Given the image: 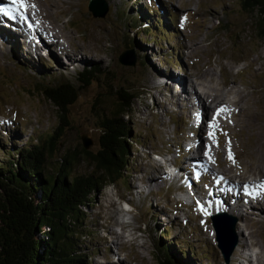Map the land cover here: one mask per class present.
<instances>
[{"label":"rangeland","instance_id":"obj_1","mask_svg":"<svg viewBox=\"0 0 264 264\" xmlns=\"http://www.w3.org/2000/svg\"><path fill=\"white\" fill-rule=\"evenodd\" d=\"M51 1L55 0H25L27 11L36 17V22L47 29L58 27L71 36V41L62 38V43L74 52L75 46L82 47L80 52L89 60L81 63L76 58L68 63L60 56L54 59L43 54L29 55L24 45L14 52V37L5 35V42L0 40V164L19 162V152L34 144L48 148L50 136L62 133L54 154L47 152L45 173L57 172L67 151L79 156L73 172H92L94 168L85 160L84 151L97 153L101 149L99 122L112 114L127 89L138 96L132 111L125 116L131 128L128 160L120 172L122 177L97 191L85 208L87 219L83 226L87 225V232L93 234L80 239L86 254L84 263L160 264V256L169 248L180 253L188 264H240L232 257L229 263L225 261L211 217L204 223L206 215L197 216L198 207L183 202L173 187L163 181L157 182L160 188L153 187L154 183L149 186L148 179L159 175L157 169L165 173L154 152H160L162 160L173 161L179 156L177 164L183 163L185 157L180 152L185 146L179 147L178 142L183 137L195 138L198 131V124L186 113L191 115L189 103L181 96L173 104L169 100L172 87L160 84V79L176 68L195 74L194 83L201 78L204 81L208 72L217 81L236 79L237 88L249 92L259 117L244 118L243 126L233 129L232 136L223 132L224 142L234 146L218 145L219 137H210L213 150L227 154V162L221 153L220 162H211L214 169L210 170L216 176L227 169L237 179L258 177L257 169L264 167V38L258 32L260 12L245 9L244 0H105V14L102 11L103 15L95 16L89 8L91 0H57L55 8L50 7ZM155 7L158 13L148 10ZM59 10L67 13L49 25ZM146 19L152 32L139 23ZM157 20L163 32L157 28ZM95 23H101L103 29H93ZM4 26L7 28L8 23ZM124 52L133 53L128 58L135 57V65L120 61ZM76 53L81 55L78 50ZM84 67L94 69L90 83L86 76L79 75ZM66 81L79 89V95L61 122L59 108L43 89ZM197 90L201 92L200 87ZM182 103L187 106L185 109L181 108ZM83 139L92 142L89 149L84 147ZM189 165L185 162L180 167L183 174ZM211 171L207 173L211 175ZM215 181L218 182L211 183ZM197 185L208 187L203 181ZM145 186L153 187L152 191L139 193ZM128 205L132 209L127 210ZM256 207L264 212V202ZM228 216L237 220L238 238L237 226L250 224L246 234L251 233L252 237L246 235L243 247L249 248L244 251L253 254V264H264V222L257 215L245 221L230 213L226 216L229 221ZM243 249L237 257L248 255L243 254Z\"/></svg>","mask_w":264,"mask_h":264},{"label":"trees","instance_id":"obj_2","mask_svg":"<svg viewBox=\"0 0 264 264\" xmlns=\"http://www.w3.org/2000/svg\"><path fill=\"white\" fill-rule=\"evenodd\" d=\"M244 7L260 12L258 32L264 38V0H244ZM148 10L159 12L156 7ZM147 20H140L143 28L148 26ZM156 22L163 32L159 21ZM146 29L152 32L151 27ZM94 73V69L85 67L79 71L88 83ZM43 90L59 108L61 122L65 121L79 89L66 81ZM137 97L126 89L112 114L101 118V149L97 153L84 151L85 160L94 168L92 172H73L79 156L67 151L59 170L49 175L45 173L47 152L54 154L62 133L50 136L48 148L34 144L20 151L19 162H1L0 264H85L86 254L80 239L93 234L87 232V225L83 226L87 219L85 208L97 191L122 177L120 172L129 155L127 138L131 135L125 116L132 111ZM159 259L160 264H188L180 253L169 248Z\"/></svg>","mask_w":264,"mask_h":264},{"label":"bare ground","instance_id":"obj_3","mask_svg":"<svg viewBox=\"0 0 264 264\" xmlns=\"http://www.w3.org/2000/svg\"><path fill=\"white\" fill-rule=\"evenodd\" d=\"M49 4L51 8H55L57 7L58 1H51ZM16 8L17 6L12 4V0H0V9H3V11H0V40L2 41V43L5 42V35L14 37L13 39H15L16 41V47L12 46L14 47V52L16 51V48L19 49L21 45H24L27 50L26 54L29 55L37 56L43 54L44 56H52L54 59H58L60 56L62 60L68 63L75 61L76 58H79L78 61L81 63H86L84 61L89 60V57H87L85 53L83 54L80 52L82 50V47L75 46L76 51L78 50L79 52L78 54H81L80 56L77 55L76 51L74 52V50H68L67 46L62 43L61 39L66 38L71 41V36L60 30L58 27L47 29V27L43 26L42 24L37 26L34 30L28 28L27 23L24 22L22 16L19 12H17ZM66 13L67 12L65 10H59V13L55 15L56 17L54 16V20L52 19V22L49 23V25L53 26L55 24V21H59L60 19H62ZM26 14L31 19L34 18V20H36V17L32 16V18L28 11ZM30 18L29 21L32 22ZM6 22L8 23L7 28L4 26ZM92 28L103 29V25L101 23H95L92 24ZM4 29L9 30L5 31ZM2 31H4V35L1 34ZM11 33H17L18 35L14 36ZM45 37L47 39H45ZM15 55H17V52ZM255 61L256 59H254L252 63H254ZM44 65L51 66V64L49 63H44ZM172 70V72L168 71L169 73H167V75L164 76L163 79H160V84L161 86L165 84L166 88L172 87V90L169 91L171 92L172 97H169V100H171L173 104L178 103L180 100L179 97L181 96L184 97V99L181 100L187 101L189 103L188 106L190 108L191 115H189L188 112L186 113L188 115V118H190L194 124H198V131H196L195 133V145L198 147V149H200L201 152L199 157L194 159L191 154L189 155L192 149L188 148L187 155H189V158L185 157L183 163L180 162L179 164L178 162L177 164L176 161V164H173L171 160V163L177 167L174 173L168 175V177L165 175V173L159 171L160 169H157L156 171L159 173V175L157 177L154 175L152 178H149L148 182L150 184L147 182L146 185L149 184L150 186L154 183L153 187L158 186V188H160L157 182L163 181L168 184V187H173L172 190L176 191L179 197L187 202L189 206H199L200 209L201 206H203V212H208L207 210H214L211 213H230L234 216L244 218L242 219L244 221L249 220V217L251 216L256 217L257 215V217H259V221L264 222V212L262 211L263 209H259V207H256V205L264 202V167L258 168V177L251 180L245 179L244 177H240L239 179H237L233 176V174H228L229 171L227 169H224L220 172V174H227V177H225V181H215L214 184L211 183V181L215 180L216 177V173H213V171H211L214 169H212L211 165L213 163L211 164V161L214 160V162L218 164V162H220L219 156L221 153H223V150L215 151L210 145L211 138L207 135V133L211 130L209 128V123L215 117L218 125L215 129V135L219 137L217 138L218 145H222L224 147H231V145L234 146V144H226L224 142L222 138L223 132L227 131L228 133H230L229 136H232L233 129L241 128L243 126L244 118H249L252 120L253 118L259 117L258 113H256L253 109L254 102L251 99L252 97H250L251 95L248 91L237 88L238 82L236 79L225 78L222 81H217L213 76L214 74L207 72L204 74V77L206 78L204 81L201 78V81H199L198 83H194L192 81V78L195 74H188L183 69H181L180 71H178L177 68ZM157 73L158 72H156V74ZM205 81H209L210 84H207ZM197 87H200L201 92L197 90ZM186 107L187 106L185 104H181V108L185 109ZM222 107L226 108L227 111L221 112L219 116H217V110L221 109ZM203 136H205V140ZM182 139H184V137ZM181 142H178V144L180 145ZM213 152L214 155H212ZM251 153L249 155H251ZM223 154L224 157H226L224 162H227V154L225 153V151ZM185 162L190 164V168L184 169L183 174L180 167L184 166ZM209 171L212 172L211 175L207 173ZM145 172L148 171L145 170ZM229 175L231 176L228 177ZM165 177H167L168 180ZM200 181L205 182L208 187L199 188L197 184ZM249 186H253V189H250ZM153 187L148 188V186H145V188L140 190L139 193H142L145 189H149V192H151V189H153ZM184 193H186L187 195H184ZM218 200L220 201V203H218ZM177 209L178 210L176 211L180 212V208ZM261 211L262 213H260ZM243 212L246 215L245 217H243ZM197 216L202 217L203 213L197 211ZM207 219L209 220V218L205 217L204 223L208 222ZM249 227V223L245 225L239 224L237 226L238 236L240 239L239 244L232 256V259L234 260L236 259L242 248H245L243 247V245H245L246 243V235H250V237H252L251 233L246 234V230ZM254 244L257 245V243Z\"/></svg>","mask_w":264,"mask_h":264},{"label":"water","instance_id":"obj_4","mask_svg":"<svg viewBox=\"0 0 264 264\" xmlns=\"http://www.w3.org/2000/svg\"><path fill=\"white\" fill-rule=\"evenodd\" d=\"M106 5L105 0H91L89 4L90 10L94 13L95 16L103 15V6ZM103 11V12H102ZM105 14V12H104ZM132 52H129L127 54L124 52L122 55H120L119 59L124 64H132L135 65L136 58L132 56V60H130L128 57H131ZM133 54V53H132ZM129 55V56H128ZM92 142L87 139H83V145L86 149H89ZM227 214H216L212 216L213 225L217 233V241L218 246L224 256V259L227 263L230 262L231 257L236 250L238 244H239V238L237 237L236 232V225L237 220L229 217L230 221L226 219Z\"/></svg>","mask_w":264,"mask_h":264},{"label":"snow or ice","instance_id":"obj_5","mask_svg":"<svg viewBox=\"0 0 264 264\" xmlns=\"http://www.w3.org/2000/svg\"><path fill=\"white\" fill-rule=\"evenodd\" d=\"M12 4L15 5V6H17L16 10H17V12H19L20 15L22 16L24 22L27 23V27H28V28H32V27H33V24H32V22L29 21V17H28V15L26 14V13H27V7H28V6H27L25 0H12ZM32 6L35 7V5H32ZM22 9H23V11H21ZM0 11H3V9H0ZM37 23H38V22H37ZM224 111H227V109L222 107L221 109H218V110H217L216 115L219 116V114H220L221 112H224ZM217 126H218V125H217V121H216V119H215V117H214V118L210 121V123H209V128L211 129V130L207 133V135H208L209 137H212L213 139H215V129H216ZM229 143H230V142H229ZM209 150H210V146H209ZM209 158H211V157H209ZM229 158H230V159L232 158L231 153L229 154ZM201 210H203V206H201Z\"/></svg>","mask_w":264,"mask_h":264}]
</instances>
